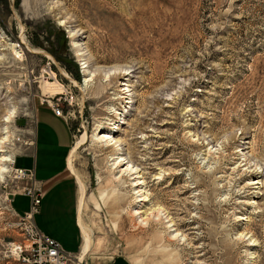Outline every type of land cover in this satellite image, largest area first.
<instances>
[{
  "label": "rangeland",
  "instance_id": "obj_1",
  "mask_svg": "<svg viewBox=\"0 0 264 264\" xmlns=\"http://www.w3.org/2000/svg\"><path fill=\"white\" fill-rule=\"evenodd\" d=\"M69 30L88 53L87 84ZM42 92H59L50 98L63 108L71 148L85 135L73 158L91 239L83 264H264V0H0V139L8 126L4 151L16 167L37 161L20 154L34 140L35 114L40 137L54 129L37 103L48 99ZM118 110L111 136L143 177L141 210H162L174 233L162 213L139 225L129 178L114 179L115 151L96 136ZM9 172L0 182V264H22L13 245L26 243L17 214L29 201L11 204L18 184ZM47 187L34 222L75 256L73 188Z\"/></svg>",
  "mask_w": 264,
  "mask_h": 264
},
{
  "label": "bare ground",
  "instance_id": "obj_2",
  "mask_svg": "<svg viewBox=\"0 0 264 264\" xmlns=\"http://www.w3.org/2000/svg\"><path fill=\"white\" fill-rule=\"evenodd\" d=\"M59 26L65 27L66 22H60ZM67 28V26H66ZM69 35V39L72 41V47L76 50V57L78 58V62L81 67L82 75L84 77L83 83L87 84L91 81V79L94 76V73H92V70L90 69L88 62H87V57L88 53L86 51V48L84 47L83 44H81L79 41L76 39L78 38V32H73V30L67 31ZM18 55V54H16ZM104 70V69H103ZM106 72L104 73V77L106 79L110 78V75L114 74L111 72V69L109 68L108 70H105ZM127 72H125L126 74ZM127 76V75H125ZM124 81V80H123ZM120 86L125 87V85L120 84ZM120 92H122L123 99L125 101L124 104H130L132 101L130 99L131 96H127L126 93L129 91L125 89H121ZM123 109H126V106L123 107ZM122 111L118 110L116 114V122L113 124H109L108 126L104 127V131H101L97 134L96 139L99 143H102L105 145L106 148H112L115 153L111 155V160L113 162V167H115V170L117 171L118 177H114L116 182H120L121 180H126L129 178V181L131 182L130 187L133 189L134 192V200L132 204V210H131V215L132 217L137 221L139 225H147L151 220L157 219L160 214H163V211L158 208V210H154L152 212L146 213L141 210L145 206L146 203L149 202V199L147 196L144 195V189H145V182L143 180V177L140 175V172L135 169L134 165H132L129 161L125 162L126 160L122 158L120 155L119 151V144L117 140H114V138L111 136L115 130H117V126H115L117 123V120H119V116L121 115ZM15 111H11L8 114V116L5 119V124L8 125L14 117ZM8 127V126H7ZM7 127L5 128L4 135L2 139H0V182H4L5 176L8 173V168L10 171V167H8V164L13 163V158L12 155L6 153L4 151V145L8 142V131ZM103 130V129H102ZM85 143V135L80 137L75 144L73 145L70 154L67 159V167L72 174V176L75 177V181L77 184V192H78V205H77V211H78V226L81 232V237H82V245H81V253H79V257L75 259L74 264H83V259L84 257L90 252L91 250V239L89 236V233L87 229L84 227L83 222H82V210L84 206V199H85V187L84 184L81 180V178L75 173L74 167H73V158L74 155L78 152V150L84 145ZM258 182L255 181L254 185H257ZM129 185V183H128ZM132 192V191H131ZM165 211V210H164ZM130 215V216H131ZM164 219L166 229L169 230V233H174L175 230H173V225L169 217L165 214ZM132 218V219H133ZM244 221V218H242L240 221ZM146 227V226H145ZM172 237H178V234H174ZM170 238V237H169ZM13 248H16V245H13ZM16 250V249H15ZM16 252V251H15Z\"/></svg>",
  "mask_w": 264,
  "mask_h": 264
},
{
  "label": "built area",
  "instance_id": "obj_3",
  "mask_svg": "<svg viewBox=\"0 0 264 264\" xmlns=\"http://www.w3.org/2000/svg\"><path fill=\"white\" fill-rule=\"evenodd\" d=\"M54 113L55 116L65 118L63 108L59 102L53 98L42 100ZM10 174L17 190L12 194L24 196L29 201V209L27 212L17 214L27 223L25 227L26 243L24 245H16V254L22 264H74L75 256L65 252L56 240L41 233L34 224V216L38 213L41 201L44 196L42 185L34 177L31 169L15 168V163L10 167ZM21 184V185H20Z\"/></svg>",
  "mask_w": 264,
  "mask_h": 264
},
{
  "label": "crops",
  "instance_id": "obj_4",
  "mask_svg": "<svg viewBox=\"0 0 264 264\" xmlns=\"http://www.w3.org/2000/svg\"><path fill=\"white\" fill-rule=\"evenodd\" d=\"M42 94L46 95V96H48V98H50L52 95L59 94V92H42ZM37 103L39 104L40 108L43 109V117H42L43 120L47 119L48 122L53 121L54 122V129L44 132L42 134V136L40 137V135H38V132H37V124H39V122H38L36 114H35L36 124H35L34 140L29 143V148H27L24 152H22L20 154L26 155V156L36 157L37 161L41 164L40 165V169H41L40 172H37V170H38L36 167L37 161L35 162V165L33 166L32 170L34 172L35 179L37 181H39L42 186L46 187L48 185L47 188L54 187L57 189L60 187L61 190H64L66 188H68V189L73 188V199L71 197L72 202H73L72 221H73V225L75 226V228L78 229L79 226H78V221H77V217H78V214H77L78 213V211H77V205H78L77 184L75 181V177L72 176V174L70 173V171L67 167V159H68V156H69L70 151L72 149L71 148V143H72L71 128H70V126H69V124L65 118H60V117L55 116L54 113L52 112V110L46 104L42 103V100H40ZM60 124H62L63 127H61ZM56 128H60L58 133L61 132L63 129H67V131H68V144L67 145H65L64 143H61L58 140ZM40 141L42 142L43 147L41 148V154H40V157L38 158V153H40V150H38V144L40 143ZM60 148H62V150H60ZM59 151L60 152L62 151V156H60V157H62V159L60 160V162H61L60 167H57L55 164V157H56V159L58 158ZM20 154H18V155H20ZM14 155L15 154L12 153V158L14 159L15 168L29 169V168L16 167V161H15L16 156L14 158ZM71 177L74 178L73 181L71 180ZM17 196H20V195H15L11 198V200H10L11 204L13 203V199ZM41 204H42V201H41ZM34 224H35V222H34ZM35 226H36V224H35ZM36 228H37V226H36ZM79 232H80V229H79ZM80 234H81V232H80ZM80 237H81V235H80ZM75 239H76V237H75ZM81 245H82V237H81V243L79 246L78 253H77V255H75L77 258L79 257V253H81ZM76 248H77V245H76ZM68 253L73 255L72 252H68ZM86 256L84 257V259L86 258ZM76 257H75V259H76ZM84 259H83V262H84ZM113 264H120V262L117 260V262H115Z\"/></svg>",
  "mask_w": 264,
  "mask_h": 264
}]
</instances>
